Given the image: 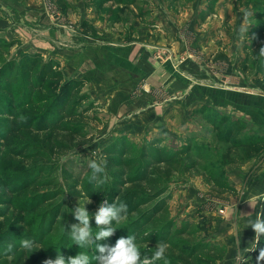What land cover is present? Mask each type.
I'll return each instance as SVG.
<instances>
[{
  "label": "rangeland",
  "instance_id": "obj_1",
  "mask_svg": "<svg viewBox=\"0 0 264 264\" xmlns=\"http://www.w3.org/2000/svg\"><path fill=\"white\" fill-rule=\"evenodd\" d=\"M262 47L264 0H0V142L19 129L0 144V228L15 233L4 231L0 264H44L56 247L75 257L70 209L84 194L94 213L117 188L141 200L102 243L130 232L142 251L167 241L169 264L195 245L194 264H264L244 224L264 200V148L234 147L220 122L246 125L236 139L264 138ZM91 155L108 161L103 185L89 183ZM22 236L37 246L9 260L3 249Z\"/></svg>",
  "mask_w": 264,
  "mask_h": 264
},
{
  "label": "clouds",
  "instance_id": "obj_2",
  "mask_svg": "<svg viewBox=\"0 0 264 264\" xmlns=\"http://www.w3.org/2000/svg\"><path fill=\"white\" fill-rule=\"evenodd\" d=\"M247 15H245V20L241 23L239 29L238 43L243 42L245 39ZM258 56H264V47L260 49ZM84 162H86L87 169L90 172L89 183L95 186L103 185L106 179L108 161L103 157L97 159L91 155ZM76 187L78 189L80 186L76 185ZM89 203L90 196L80 194L78 207L70 209L78 223L72 224L70 231H66L71 246L77 245L81 251L75 257L66 258L60 252V247H56V257H49L44 261V264H159V262L169 264L167 255L169 243L161 239L155 247H148L147 251L141 250L136 234L130 232L127 236H120L115 244L102 243V241L115 234L117 229L120 228L117 225L126 223L129 216L128 205L120 200L118 196L112 202L105 199L99 205L98 211L90 213L87 208ZM261 210L254 215V218L244 221L245 228L249 226L253 228L257 238L264 234V219H262L264 209ZM93 219L96 225L95 228L90 225V221ZM236 225L239 226V220L236 221ZM36 246L37 241L35 238L22 236L18 244L14 241L8 242L3 249V254L11 260L17 250L23 249L27 254L29 250L34 249ZM85 248L91 250V256L82 251ZM259 260H264V249L260 251Z\"/></svg>",
  "mask_w": 264,
  "mask_h": 264
},
{
  "label": "trees",
  "instance_id": "obj_3",
  "mask_svg": "<svg viewBox=\"0 0 264 264\" xmlns=\"http://www.w3.org/2000/svg\"><path fill=\"white\" fill-rule=\"evenodd\" d=\"M219 58L223 59L225 57V55H220ZM263 60H264V57H263ZM259 59L257 60L256 63H258ZM246 64L242 65V67L244 68V70H247L249 71L248 67H245ZM51 77L50 78H53V74L56 75V82L58 85H60L63 81V74L59 71H51ZM254 83L255 85L261 90V92L264 93V63L261 64V70L258 71L257 73V76L254 78ZM45 86V83L42 82L41 83V88H44ZM76 88V89H75ZM79 88V83L78 82H75L73 85H70L69 86V91L67 92V95L68 96H65V98H72L70 97L72 94H74L75 90H77ZM0 90H2V87L0 85ZM59 99V103L60 105L58 104V108H61L64 104V101L66 99ZM220 122L223 123V125L227 124L229 122L230 124V130H229V133H228V140L230 142H232V145L234 147H244L245 149L247 150H250L252 152V154H256V153H259L263 148H264V138L262 137H258V138H255V137H248V139H236V137L238 135H242L245 131H246V125L241 122V121H233L230 123L229 119L226 118V117H222ZM19 132V129L18 128H15L13 129L9 134L8 136L4 139L3 142H0V144L2 143L4 146H9L13 143V141L18 137L17 136V133ZM79 137L81 139L80 141V145H83L85 144V140H83L84 138L81 137V135L79 134ZM83 140V141H82ZM68 142V141H67ZM73 141L70 140L69 143H67L70 147H74V146H71V144ZM64 150V149H63ZM105 154H108L107 152H105ZM118 190L119 192V198H121L122 201H124L125 203H127L128 205V209L129 211H135L136 208H137V205L139 204L140 202V196L139 194L136 192V191H122L121 189H116ZM126 192V193H125ZM136 200H138L136 202ZM261 209H264V200L262 201V205H261ZM262 211V210H261ZM0 213H2L1 209H0ZM131 214H135V213H131ZM153 215V214H152ZM0 218H1V215H0ZM149 219H147V223L149 222ZM262 219H264V215H262ZM203 225L201 226L202 229H205V221H203ZM150 224V223H149ZM201 229V230H202ZM207 230V229H206ZM4 231L8 232L10 234H15L13 231H10L9 229H5L4 230V227L0 228V240H8L7 239V234L6 232L4 233ZM9 235V234H8ZM3 236V237H2ZM180 234L178 232L177 234V231H175V235H174V238H177L179 237ZM176 245H178L177 243L173 245V247H175ZM187 248V249H186ZM182 248V253L183 254H186L185 255V258L184 260H182L181 264H194L191 263L192 262V258L195 256V254L198 252V248H199V245H195L193 247H188L186 246ZM264 249V234H261L259 238H257V242H256V246H255V249H254V254L258 257L259 259V254H260V251ZM216 260V257H210V259H208V264H213L214 261ZM261 262L264 263V260H260Z\"/></svg>",
  "mask_w": 264,
  "mask_h": 264
},
{
  "label": "crops",
  "instance_id": "obj_4",
  "mask_svg": "<svg viewBox=\"0 0 264 264\" xmlns=\"http://www.w3.org/2000/svg\"><path fill=\"white\" fill-rule=\"evenodd\" d=\"M208 93V92H207ZM208 94H211V93H208ZM262 205V204H261ZM261 205H260V207H259V210L261 211Z\"/></svg>",
  "mask_w": 264,
  "mask_h": 264
},
{
  "label": "bare ground",
  "instance_id": "obj_5",
  "mask_svg": "<svg viewBox=\"0 0 264 264\" xmlns=\"http://www.w3.org/2000/svg\"><path fill=\"white\" fill-rule=\"evenodd\" d=\"M243 236V235H242ZM234 237V236H233ZM239 242V241H238ZM240 244V243H239Z\"/></svg>",
  "mask_w": 264,
  "mask_h": 264
}]
</instances>
